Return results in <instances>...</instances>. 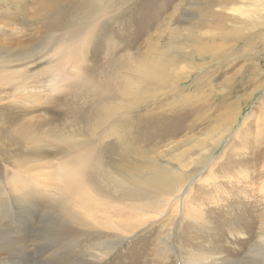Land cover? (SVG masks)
Listing matches in <instances>:
<instances>
[{"label": "rangeland", "instance_id": "obj_1", "mask_svg": "<svg viewBox=\"0 0 264 264\" xmlns=\"http://www.w3.org/2000/svg\"><path fill=\"white\" fill-rule=\"evenodd\" d=\"M94 1L97 0H0V14L4 10L16 13L15 21L0 26V43L10 42L9 48L3 45L0 48V57L12 58L11 55L23 49L27 61L32 56L39 59V43L49 34H41L43 28L51 22L59 23L71 14L74 5L81 8L91 6ZM101 2L105 6L114 3L115 19L109 25V31L120 46L119 56L143 53L145 47L142 44L146 40L150 41L152 51L169 48L168 56L177 62V70H182L179 87L189 101L179 105H192L196 110L190 116L180 111H175L171 117L155 116L151 123L136 132L138 138L127 156L122 147L105 149V164L120 169L139 167L143 152H154L160 147V138H165L163 143L167 144L171 136L181 145L180 154H194L192 163H188L191 169L200 162L193 164L204 152L212 156L203 170V178L189 181L183 197L166 208L142 210L132 207L130 210L123 205L116 206V217L111 219L112 225L103 230L105 237L98 242L109 238L108 235L121 240L114 244L101 264H263L255 259L257 256L252 247L264 224V43L260 40L264 29L241 30L225 12L226 0H216L214 4L211 0ZM94 9L95 6L91 12ZM74 16L81 18L77 14ZM29 38L32 42L28 43ZM92 61L91 52L85 63L91 66ZM258 61L261 68L255 73L251 67ZM46 63L39 60L30 71L52 65ZM192 65L196 68L191 72L189 67ZM4 83L0 82V180H5L4 169H8L7 178H15L21 185L19 189L38 187V191L51 198L52 184L55 188L60 185L56 177L51 179L47 175L43 179V174L38 176L33 171L26 177L16 175L11 162L26 155L27 149L13 143L6 134V126L17 107L25 118L46 120L49 116L46 109L50 108L46 106L47 99L51 93L40 84L31 83L29 94L22 90L15 92L10 89V84ZM169 102L172 103L171 99ZM130 133V130H124L123 134L128 136ZM49 162L54 168L59 167L55 158ZM188 167L184 170L188 171ZM143 168V172L146 171V167ZM35 179L36 184H33ZM39 181L48 186L39 187ZM188 193L192 194L187 198ZM55 199L56 196L53 202ZM47 216L43 215L40 223L43 224ZM3 220L1 216L0 240H8L4 235L9 227L27 240L35 237V226L30 230L23 228L22 233L18 228L28 223L19 221L14 227L3 224ZM241 231L245 239L233 236ZM89 243V239L80 236L77 247L85 251ZM17 249L25 258L29 255L21 244ZM17 258L16 253L13 259ZM27 261L33 264L32 255L26 258ZM0 263L4 264L2 256Z\"/></svg>", "mask_w": 264, "mask_h": 264}, {"label": "bare ground", "instance_id": "obj_2", "mask_svg": "<svg viewBox=\"0 0 264 264\" xmlns=\"http://www.w3.org/2000/svg\"><path fill=\"white\" fill-rule=\"evenodd\" d=\"M226 1L225 12L241 30L264 29V0ZM215 2L211 0V4ZM93 6L95 9L91 12ZM113 8L114 3L105 6L101 0L81 8L74 5L73 11L69 12L71 14L64 16L59 23H48L45 29L39 30L41 34L49 32L39 43V59L32 56L27 61L23 49L15 52L14 56L10 54L12 58L5 57L7 55L0 57V82L12 80L8 84L15 92L22 90L30 94V84L35 83L51 93L47 99L46 106L50 108L46 109L49 113L46 120L25 118L17 107L6 126L7 137L27 149L26 155L11 162L16 175L26 177L33 171L38 176L43 174V179L47 175L51 179L56 177L60 183L56 188L52 184L53 195L50 198L45 192L38 191V187L19 189L20 183L15 178L8 179V169H4L5 180H0L2 223L14 227L19 221L28 223L18 228L22 233L26 227L30 230L35 226L37 229L35 237L27 240L8 228L4 235L8 240H0L4 264H29L25 262L29 255H32L33 264H101L114 244L121 240L108 235L109 238L98 242L105 237L103 230L108 229L106 226L112 225L116 206L123 205L130 210L132 207L142 210L166 208L183 197L189 181L203 178V170L211 161L212 156L204 152L193 164L200 162L189 168L188 163H192L194 154H180L181 145L176 144L171 136L167 144H164L165 138H160V147L154 152H143L139 167L120 169L109 168L105 164V149L122 147L123 154L127 156L138 138L136 132L146 123H151L155 116L171 117L175 111L191 115L196 111L192 105H179L189 101L179 87L182 70H177V62L168 56L169 48L152 51L150 41L146 40L142 44L145 47L143 53L119 56L120 46L109 31V25L115 19ZM15 16V12L4 10L0 14V26L15 21ZM262 33L260 40L264 43V31ZM29 42H32L31 38ZM9 43H0V48H9ZM91 52L93 61L89 66L85 62ZM39 60L52 65L30 71V67ZM260 65L258 61L251 69L255 73L260 72ZM189 68L192 72L196 67L192 65ZM124 130L131 133L124 136ZM200 149L203 151L204 147ZM52 158L58 160V168L49 162ZM144 166L146 171L143 172ZM187 167L189 170L185 171ZM33 184H36V179ZM38 186L48 185H41L39 181ZM43 215L48 216L42 224L40 219ZM242 232L233 236L245 239ZM81 234L89 239V245L95 246L86 244L85 251L78 248L80 236L83 237ZM257 234H260L259 239L255 241L252 252L257 256L255 259L264 264V224ZM20 244L29 254L26 258L17 249ZM16 253L18 258L13 259Z\"/></svg>", "mask_w": 264, "mask_h": 264}]
</instances>
